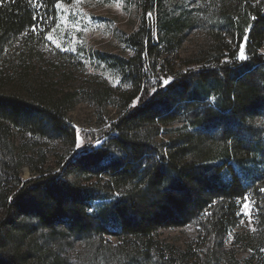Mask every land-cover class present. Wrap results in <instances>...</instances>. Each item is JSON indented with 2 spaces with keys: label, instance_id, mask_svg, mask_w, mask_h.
Listing matches in <instances>:
<instances>
[{
  "label": "trees",
  "instance_id": "1",
  "mask_svg": "<svg viewBox=\"0 0 264 264\" xmlns=\"http://www.w3.org/2000/svg\"><path fill=\"white\" fill-rule=\"evenodd\" d=\"M70 1L0 0V264H225L248 195L264 243V0H139L132 56L102 58L119 83L59 90L25 72Z\"/></svg>",
  "mask_w": 264,
  "mask_h": 264
},
{
  "label": "rangeland",
  "instance_id": "2",
  "mask_svg": "<svg viewBox=\"0 0 264 264\" xmlns=\"http://www.w3.org/2000/svg\"><path fill=\"white\" fill-rule=\"evenodd\" d=\"M49 21V29H46L45 35L41 33L45 42L41 40L36 43L41 52V56L33 61L37 68L33 70L29 67L25 74H36L40 67H49V72L42 79L50 83L52 78L57 84L55 88L59 90L82 81L96 83L106 79L113 86L119 83V76L107 67L102 58L104 54L132 56L133 52L125 45L124 39L140 23L139 0L61 2L56 7L54 20ZM239 58H246L245 44L240 47ZM108 112L111 114L103 113L106 120L114 117L115 113H112L111 108ZM70 117L81 129L101 130L98 127V112L87 103L79 104ZM99 143L101 142L98 141L96 145ZM82 146L84 144H79L76 149ZM60 151H66L67 155L69 149ZM52 160L54 162L55 158ZM22 175L27 180L32 173L25 167ZM240 216L238 225L229 229L225 248L218 249L217 252L221 254L225 264H264V243L259 240L257 211L252 195H248L241 203ZM157 235L167 243L185 249L195 240L196 230L188 226L161 230Z\"/></svg>",
  "mask_w": 264,
  "mask_h": 264
}]
</instances>
